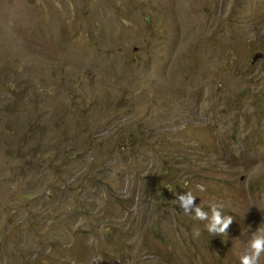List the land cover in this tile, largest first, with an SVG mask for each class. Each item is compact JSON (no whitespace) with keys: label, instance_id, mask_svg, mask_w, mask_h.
Masks as SVG:
<instances>
[{"label":"rangeland","instance_id":"1","mask_svg":"<svg viewBox=\"0 0 264 264\" xmlns=\"http://www.w3.org/2000/svg\"><path fill=\"white\" fill-rule=\"evenodd\" d=\"M258 227L264 0H0V264H239Z\"/></svg>","mask_w":264,"mask_h":264},{"label":"clouds","instance_id":"2","mask_svg":"<svg viewBox=\"0 0 264 264\" xmlns=\"http://www.w3.org/2000/svg\"><path fill=\"white\" fill-rule=\"evenodd\" d=\"M195 200L196 197L191 192H185L176 195L175 203L185 214L192 215L196 220L206 221L205 228L211 236L226 235L233 222V216L224 215L221 211L222 206L217 204L210 205L209 214L198 206ZM199 234V229H195L194 236ZM262 257H264V227H258L240 254L239 264H261Z\"/></svg>","mask_w":264,"mask_h":264}]
</instances>
